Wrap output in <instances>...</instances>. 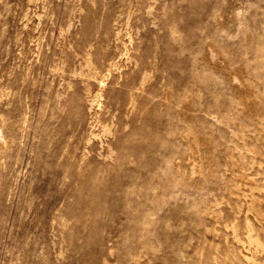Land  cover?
I'll use <instances>...</instances> for the list:
<instances>
[{
	"label": "rangeland",
	"instance_id": "rangeland-1",
	"mask_svg": "<svg viewBox=\"0 0 264 264\" xmlns=\"http://www.w3.org/2000/svg\"><path fill=\"white\" fill-rule=\"evenodd\" d=\"M0 264H264V0H0Z\"/></svg>",
	"mask_w": 264,
	"mask_h": 264
},
{
	"label": "bare ground",
	"instance_id": "bare-ground-1",
	"mask_svg": "<svg viewBox=\"0 0 264 264\" xmlns=\"http://www.w3.org/2000/svg\"><path fill=\"white\" fill-rule=\"evenodd\" d=\"M221 16V15H220ZM220 21V20H219ZM236 80V79H235ZM248 97V96H247ZM247 99V98H246ZM192 159V158H191ZM191 159H189V160H191ZM195 170V169H194ZM194 170H193V172H194ZM198 171V170H197ZM195 174V173H194Z\"/></svg>",
	"mask_w": 264,
	"mask_h": 264
}]
</instances>
